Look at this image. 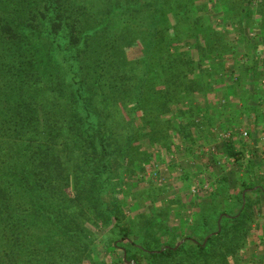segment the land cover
<instances>
[{"label":"trees","instance_id":"obj_1","mask_svg":"<svg viewBox=\"0 0 264 264\" xmlns=\"http://www.w3.org/2000/svg\"><path fill=\"white\" fill-rule=\"evenodd\" d=\"M195 1L0 0V264H158L183 250L152 237L153 221H144L151 238L138 236L108 202L147 156L143 140L179 135L187 116L173 105L208 78L200 63L233 47L223 29L220 44L204 30L214 1ZM219 2L226 22L234 10L248 19L260 10ZM252 189L228 210L213 206L207 240H192L194 256L177 264H248L255 220L242 192ZM102 243L115 261L98 257Z\"/></svg>","mask_w":264,"mask_h":264},{"label":"rangeland","instance_id":"obj_2","mask_svg":"<svg viewBox=\"0 0 264 264\" xmlns=\"http://www.w3.org/2000/svg\"><path fill=\"white\" fill-rule=\"evenodd\" d=\"M213 1L210 9L205 5L204 13L209 20L204 28L207 37L220 44L223 40L215 30L223 29L233 47L200 63V69L205 70L208 78L202 76L199 90L182 94L181 102L173 105L180 110L182 118L187 116V120L176 121L179 135L155 147L147 139L143 140L142 148L147 156L138 155L136 168L132 173H126L123 184L116 187L119 198L108 202L116 211L120 223L138 236H160L163 244L171 247L182 241L177 247L185 245L183 250L174 258L156 259L158 264L190 261L196 252L192 240L204 241L214 223L213 206L228 210L231 200L238 202L242 189L256 186L264 189V159L261 153L264 121L262 116L260 118V111H257L260 108L253 107L260 106L264 99V82H259L264 74V31L257 25L259 14L263 12L264 15V10L261 11L264 0H247L250 10L260 8L258 13L248 19L244 11L238 13L234 10L229 22L222 18L225 4ZM200 3L207 4L203 0L195 1V4ZM234 6H237L235 2ZM240 28L248 41L241 42L237 38ZM250 28L252 32H249ZM194 45L191 41L187 48L195 50ZM198 71L195 70L196 73ZM210 86L215 93L212 100L208 97ZM201 111L205 112V117L200 114ZM242 131H247L248 135L243 136ZM143 161L147 163L144 165ZM201 185H206L205 190L193 191ZM263 193L255 190L253 194L247 193L245 198L248 211L253 212L255 220L254 223L249 222L251 231L243 254L248 257V264H264V230L260 232L261 223L264 225ZM96 203L97 212H100L104 206ZM146 220L155 223L151 235L146 234L149 230L144 228ZM98 228L99 241L103 242L107 230L105 227ZM119 236L115 232L112 237ZM104 244L94 246L98 257L115 261L116 251L108 254Z\"/></svg>","mask_w":264,"mask_h":264},{"label":"crops","instance_id":"obj_3","mask_svg":"<svg viewBox=\"0 0 264 264\" xmlns=\"http://www.w3.org/2000/svg\"><path fill=\"white\" fill-rule=\"evenodd\" d=\"M262 71H263V70H262ZM262 75H263V76H261L259 82H260V81H263V82H264V74L262 73ZM214 95H215V94H211V97L214 96ZM263 104H264V99H263L262 104H261L260 106H258V105L253 106L254 108H255V107L258 108V109L260 108L259 110H257V111H260V112H259V115H260V113H261V110H262ZM257 106H258V107H257ZM260 118H261V115H260ZM262 124H263V123H262ZM263 126H264V124H263ZM211 153H214V152H210V154H211ZM230 187H231V189H233V186H230ZM258 187H259V186L253 187V189H252L253 191H252V190H248V191L245 190V192H243V195H242V196L244 197L245 193L253 194L254 191L258 189ZM259 192H264V189L260 190ZM263 194H264V193H263ZM263 196H264V195H263ZM231 202H236V199H235V200H231ZM262 230H264V225H262V223H261V229H260V232H262ZM263 232H264V231H263ZM256 236H257V235H256ZM261 236H262V235H261ZM257 238L259 239V238H261V237H260V236H259V237L257 236ZM252 240H253V239H252ZM253 241H254V240H253ZM255 244H257V240L255 241Z\"/></svg>","mask_w":264,"mask_h":264},{"label":"built area","instance_id":"obj_4","mask_svg":"<svg viewBox=\"0 0 264 264\" xmlns=\"http://www.w3.org/2000/svg\"><path fill=\"white\" fill-rule=\"evenodd\" d=\"M261 116H262V119L264 121V104H263V107L261 110ZM242 135L246 137L248 135L247 131H242ZM225 136H227V134H225ZM261 153H262V157L264 159V146L261 148ZM205 188H206V185H203V186L201 185L198 188H196V190L193 189V191H199L200 189L205 190Z\"/></svg>","mask_w":264,"mask_h":264},{"label":"water","instance_id":"obj_5","mask_svg":"<svg viewBox=\"0 0 264 264\" xmlns=\"http://www.w3.org/2000/svg\"><path fill=\"white\" fill-rule=\"evenodd\" d=\"M219 229H220V227H218V230H219ZM206 240H207V238L204 239L203 243H205ZM181 242H182V241H179L175 247H177L178 245H180Z\"/></svg>","mask_w":264,"mask_h":264}]
</instances>
